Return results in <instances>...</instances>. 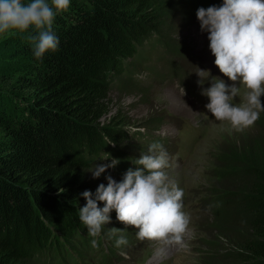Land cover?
Returning a JSON list of instances; mask_svg holds the SVG:
<instances>
[{
  "label": "trees",
  "instance_id": "trees-1",
  "mask_svg": "<svg viewBox=\"0 0 264 264\" xmlns=\"http://www.w3.org/2000/svg\"><path fill=\"white\" fill-rule=\"evenodd\" d=\"M207 3L70 0L68 10L57 14L53 23L58 49L46 52L42 60L34 57L27 32L10 37L0 57V62H13L0 66V264H41L75 241L84 228L78 218L86 204L81 194L87 190L94 196L100 185L93 186L88 173L93 153L114 144L122 153V167L132 156L119 148L127 141L123 131L102 123L112 89L128 87L124 66L140 58L141 44L152 33L161 39L165 31L167 37H177L167 24L171 7L190 21L192 10ZM159 123L148 120L144 125L155 128ZM142 150L137 144L132 149L137 154ZM225 159L222 165L228 168V153ZM240 169L245 173H225L222 183L230 178L247 185L246 200L234 215L220 219L219 233L227 240L220 245L208 241L199 264H264V169ZM225 204H217L216 214ZM109 215L102 231L118 248V234L113 236L110 229L125 230L120 233L125 236L129 228L116 219L115 210ZM75 250L85 254L78 246ZM79 260L76 264H87ZM50 264L64 260L53 258Z\"/></svg>",
  "mask_w": 264,
  "mask_h": 264
},
{
  "label": "rangeland",
  "instance_id": "rangeland-1",
  "mask_svg": "<svg viewBox=\"0 0 264 264\" xmlns=\"http://www.w3.org/2000/svg\"><path fill=\"white\" fill-rule=\"evenodd\" d=\"M218 2L223 3L222 0ZM213 5L214 0H208L207 5L195 7L192 14L196 15L198 8L206 9ZM171 11V20H168L167 24L177 37H167L164 35L166 31L162 32L164 39L156 34L143 47L148 57L147 62L144 63L140 59L128 61L124 66L123 79L128 87L112 89L109 112L102 123L112 124L117 130L123 131L127 141L125 145L118 147L136 158L147 152V143L156 137H163L169 152L164 149L169 154L170 163L172 161L171 167L165 171L169 177L174 178L185 173L194 196H203L209 191L206 212L203 209H193L196 216L193 218V229L196 230L192 239L187 240L186 250L170 249L163 259H158L154 253L150 255V259L148 256H141L137 260H128L123 258L117 249L116 258H112L111 264L200 263L199 255L205 251L208 241L215 239L220 245V242L227 240V237L219 233L220 219L222 221L224 215H234L238 212L243 206L242 200H246L248 195L247 185L230 178L228 182L222 183V175L245 173L240 169L241 166L264 169V111L260 112L259 119L253 126L242 132L232 130L227 124L222 125L208 117L202 95L204 85L209 80H214V77L224 80L227 85L233 82L223 76L215 66V57L209 48L208 33L201 31L197 18L193 15L188 21V17H184L176 7H171ZM157 37L161 39L159 43L155 42ZM9 39L10 37H0V57L10 43ZM179 48L184 49L186 58L180 57ZM10 65H13V62H0L2 68ZM199 70H207L210 73V77L203 85L198 84ZM15 78L10 84L15 82ZM236 86L239 87L238 82ZM9 90H12V87H9ZM260 99L264 105V96ZM238 102L239 98L236 100V103ZM148 120H159L160 123L155 128H146L144 123ZM1 137L0 132V139ZM136 144L143 149L139 154L132 151ZM227 153L231 166L223 168L222 162L226 160ZM231 155H233L232 159H230ZM197 166L208 168V174L204 175L193 170ZM90 170L88 167V173L92 176ZM100 181L98 178L93 179V186L102 183L107 186L102 181L99 183ZM227 184L228 188H226ZM177 185L185 192V185L181 180ZM197 189H201V192H197ZM224 202L225 207L216 214L217 204ZM128 227L133 229L132 226ZM236 233L237 231L233 232ZM228 241H230L229 236ZM102 242L110 246L107 239H103ZM70 243L75 247L74 240ZM126 248H145L149 253L152 250L149 244L136 242H132Z\"/></svg>",
  "mask_w": 264,
  "mask_h": 264
},
{
  "label": "clouds",
  "instance_id": "clouds-1",
  "mask_svg": "<svg viewBox=\"0 0 264 264\" xmlns=\"http://www.w3.org/2000/svg\"><path fill=\"white\" fill-rule=\"evenodd\" d=\"M69 6L70 0H0V37L27 32L34 57L42 60L46 52L58 49L53 23L57 14L66 12ZM196 18L201 31L208 33L215 66L233 82L227 85L214 77L211 86L202 90V95L209 98L205 107L215 121L242 132L253 126L264 111L260 99L264 96V0H223L221 6L198 8ZM197 75L200 85L210 77L207 70H199ZM234 98L239 102L234 103ZM118 163L112 159L111 163L94 165L92 177L99 178ZM133 164L135 170L127 169L120 182L107 175V186L98 185L94 196L87 190L81 194L86 204L79 208L78 218L87 234L98 237L103 225L110 223L109 213L115 210L119 222L138 229V240L159 245L158 259L170 249L186 250L187 239L192 236L191 217L183 210V189L165 171L171 167L169 154L162 144L153 142ZM124 231L110 229L113 236ZM91 243L95 247L97 240ZM127 244L124 235L117 236L116 247Z\"/></svg>",
  "mask_w": 264,
  "mask_h": 264
},
{
  "label": "bare ground",
  "instance_id": "bare-ground-1",
  "mask_svg": "<svg viewBox=\"0 0 264 264\" xmlns=\"http://www.w3.org/2000/svg\"><path fill=\"white\" fill-rule=\"evenodd\" d=\"M174 103V102H173ZM174 105V104H173ZM218 126V125H217Z\"/></svg>",
  "mask_w": 264,
  "mask_h": 264
}]
</instances>
